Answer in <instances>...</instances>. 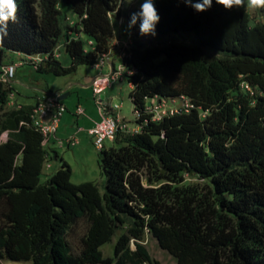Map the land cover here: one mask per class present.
I'll list each match as a JSON object with an SVG mask.
<instances>
[{
    "label": "trees",
    "instance_id": "obj_1",
    "mask_svg": "<svg viewBox=\"0 0 264 264\" xmlns=\"http://www.w3.org/2000/svg\"><path fill=\"white\" fill-rule=\"evenodd\" d=\"M120 2L16 0L0 58L5 50L46 55L35 69L56 75L94 65L110 53ZM154 2L156 31L192 32L197 42L125 48L129 97L142 110L148 97L184 94L194 107L160 120L143 115L139 131H119L99 153L103 192L94 181L72 182L63 159L41 180L57 151L31 123L33 104L8 106L13 86L0 81V135H7L0 141V260L161 264L142 242L149 233L173 264H264V21L252 24L246 9L216 0L202 12L182 0ZM74 33L85 34L89 47ZM60 43L68 66L54 55ZM114 238L112 255H104Z\"/></svg>",
    "mask_w": 264,
    "mask_h": 264
},
{
    "label": "rangeland",
    "instance_id": "obj_2",
    "mask_svg": "<svg viewBox=\"0 0 264 264\" xmlns=\"http://www.w3.org/2000/svg\"><path fill=\"white\" fill-rule=\"evenodd\" d=\"M142 2L143 0H138V2H134L131 5L124 7L121 6V2L119 3V11L115 14H112V23L116 34L118 32L119 25H121V34L126 37V40H130V38L132 37L133 40H130L129 42L142 46L164 44L169 41H182L189 43L197 42V39L192 32L160 33L156 31L155 36H141L139 34V20L129 32V30L127 29V24L130 19V14L132 12L138 11L140 8V3ZM60 7L68 15H72L69 6L63 1H60ZM240 8H244L249 12L250 22L252 24L258 21H264V8H248L246 6V0L245 7ZM122 12L123 16H120ZM70 21H74V18H70ZM81 39L84 46L89 47L87 41L88 37L85 34H81ZM129 42H124L122 38L117 37L116 39V36H113L111 43L118 45L117 48L121 51L126 48L125 46H122V43H126L129 47L131 46L129 45ZM56 50L57 51L55 52L57 53V59L62 63V65L68 66L71 60L69 55L65 52L63 44L60 43V45L57 46ZM115 63L116 68H118L121 65V59L115 58ZM7 64L17 65L15 67V75L11 83L13 86L14 97L13 93L10 94L8 106H15L16 101L17 106H19L18 102L25 104H34L39 97L46 94L58 93L63 91L64 89H67V91L70 92V94L62 100L66 105L67 110L65 112L64 118L59 125V128L57 129L56 140L53 141L56 144L55 150L58 152L59 157H51L50 159H48V161L44 165L41 180L44 181L49 176V174L58 169L63 159L64 161L68 162L71 167L72 182L81 183L84 181H94L99 185L100 190L103 192L105 176L102 173V169L100 166V150L95 147L93 139L90 135L76 131L77 125L75 122V118L77 117V115L74 111L75 108L78 107V103H81L82 106H80L83 109L87 106L89 108L88 110H97V105L94 97L91 94V90L89 88L87 89L81 87L83 84L84 75H91L92 73H95V64H80L75 70H72L68 74L56 75L53 73H44L37 71L35 69L36 67L34 66L33 61H31L27 54L13 50H5L2 58H0V67ZM103 67L105 68V72H103V74H109L111 70L108 63H106ZM123 76L124 77L122 79L117 78L113 80L111 85L101 93L100 98L105 104L112 103L120 105L121 107L117 110V112L119 113L120 117L125 122H127L129 126L132 127L136 124V116L133 112V102L129 97L131 87L128 82V77L125 75V73L123 74ZM69 84L70 86H68ZM180 98L181 97L170 98V101H178ZM11 100H13L14 102H11ZM124 131H126V129ZM126 132L128 133L129 131ZM70 135H75L78 139V142L74 144H67L65 140ZM6 138L7 135L5 132H3L0 135V141H5ZM52 139L53 138H51V140L49 141V144H51ZM120 139L117 141L118 143L120 142ZM58 140H64V144L62 146H59V144L57 143ZM104 143L107 147L116 144L113 140H106ZM200 181V179L194 176L186 175V182ZM83 231V224H79L72 234L71 241L72 245L75 248L78 245L79 236L83 233ZM142 242L147 247L150 255L154 259L158 260L161 264L175 263V257L172 256L168 251L162 249L159 246L157 240L151 234L146 233ZM114 243L115 238L111 243L102 246L104 255H112ZM131 247H134L132 242ZM0 264L33 263L31 261H14L3 259L0 260Z\"/></svg>",
    "mask_w": 264,
    "mask_h": 264
},
{
    "label": "built area",
    "instance_id": "obj_3",
    "mask_svg": "<svg viewBox=\"0 0 264 264\" xmlns=\"http://www.w3.org/2000/svg\"><path fill=\"white\" fill-rule=\"evenodd\" d=\"M91 43V41H89ZM122 46L128 48L126 43H122ZM57 51V50H56ZM57 56V53H54ZM125 55V51H120V56ZM46 58L45 56H33V62L38 64ZM110 62V56L108 54H103L99 56V64L94 65L96 68H102L106 63ZM16 64H7L0 67V75L7 77L11 82L15 75ZM130 74L127 67L121 61V65L118 68L111 70L109 74L100 73L91 78L90 86L92 89V94L97 105V112L99 114V120H97L91 128L88 129V134L92 137L95 147L101 150V144L106 139H116L115 136V126L119 123H126V131L134 132L139 131L148 118L151 120H160L166 115L177 113L180 111H188L194 107L191 100L184 94H181V98L178 101H170L168 97L152 96L146 98V103L144 108L134 109V114L136 120L141 119V122H136L132 127L127 124L124 120H118L117 110L121 107L120 105L114 104V114H106L104 111L103 104L101 103L100 95L101 93L109 87V84L113 80L123 78V74ZM61 92L46 94L49 96L48 105H41L35 103V110H30L31 119H39L42 124L43 134H46V144L51 140V138L56 137L59 122L64 112L66 111V105L60 99L59 95ZM14 97V94H13ZM13 99V98H12ZM11 102H14L11 100ZM17 107V101L15 102ZM84 113V109L81 106L76 108V114L80 115ZM144 116H148L144 117ZM65 142L67 144H74L78 142L75 135H70L66 138ZM59 146L64 144V140H58Z\"/></svg>",
    "mask_w": 264,
    "mask_h": 264
},
{
    "label": "clouds",
    "instance_id": "obj_4",
    "mask_svg": "<svg viewBox=\"0 0 264 264\" xmlns=\"http://www.w3.org/2000/svg\"><path fill=\"white\" fill-rule=\"evenodd\" d=\"M138 0H121V6H129ZM183 3L190 5L197 12L206 11L212 6L213 0H182ZM216 3L222 5L225 9L234 7H245V0H216ZM246 6L252 9L264 8V0H246ZM18 5L16 0H0V42L7 34L6 28L9 21H17ZM139 23V34L141 36L156 35V25L160 21V16L155 7L154 0H143L140 3L138 11L130 14V19L127 24V29L130 30ZM123 22V21H121ZM57 57V56H56Z\"/></svg>",
    "mask_w": 264,
    "mask_h": 264
},
{
    "label": "crops",
    "instance_id": "obj_5",
    "mask_svg": "<svg viewBox=\"0 0 264 264\" xmlns=\"http://www.w3.org/2000/svg\"><path fill=\"white\" fill-rule=\"evenodd\" d=\"M124 7V6H123ZM120 16H123V12L121 13V15ZM69 17L70 18H74V20L76 19L75 18V16L72 14V15H69ZM126 24V23H125ZM122 25H124V24H122ZM121 29H122V26L121 25H119V29H118V32H117V34H116V32H115V30H114V36H116V39H117V37L118 38H122V40L124 41V42H129L130 40H133L132 39V37L130 38V40L128 39V40H126V37H124L122 34H121ZM78 35H81V34H73L72 35V37H76V36H78ZM134 37V36H133ZM133 44H135V43H131V42H129V45H133ZM115 46V47H114ZM118 47V45H115L114 43H112V46H111V50H110V53H109V56H110V62H108V65H109V67H110V70H112V69H114V68H116V63H115V58H119V59H121V56H120V50L117 48ZM95 67V66H94ZM96 68V67H95ZM98 69V70H97ZM104 67H102V68H96V71H95V73H92L91 75H84V78H83V84H82V88H89L90 90H91V94H92V89H91V86H90V82H91V78L92 77H94L95 75H98V74H100V73H103V72H105L104 71ZM111 72V71H110ZM122 79V78H121ZM129 85H130V87H132V84L131 83H129ZM68 86H70V84L68 85ZM67 91V89H64L63 91ZM69 94H70V92H69ZM68 94V95H69ZM92 96H93V94H92ZM18 104H22V103H20V102H18ZM81 105V103H78V106H80ZM82 106V105H81ZM67 108V107H66ZM89 108L86 106V107H84V113L83 114H80V115H77V117L75 118V122H76V125H77V130L76 131H78V132H83V133H85V134H87V135H89L88 134V129L89 128H91L92 126H94V124H95V122L97 121V120H99V114H98V112H97V110L95 111V110H88ZM67 110V109H66ZM75 112H76V108H75V110H74ZM66 112V111H65ZM65 112H64V114H63V116L61 117V120H60V122H59V125H60V123H61V121H62V119L64 118V116H65ZM80 119H81V121H80ZM58 128H59V126H58ZM57 134V133H56ZM56 140V137L55 138H53L52 139V142L53 141H55ZM51 142V144H49V142L47 143V144H45V145H47L48 146V144H49V146H48V148L50 149V150H52V149H55V146H56V144L53 142L52 143ZM57 154H58V152H57ZM58 157H59V155H58ZM58 157H56V158H58Z\"/></svg>",
    "mask_w": 264,
    "mask_h": 264
},
{
    "label": "bare ground",
    "instance_id": "obj_6",
    "mask_svg": "<svg viewBox=\"0 0 264 264\" xmlns=\"http://www.w3.org/2000/svg\"><path fill=\"white\" fill-rule=\"evenodd\" d=\"M28 56L31 59V61H33V56H43V55L42 54H35V55H28ZM94 64L95 65L99 64V58L96 60V62ZM34 66L37 67V63H34ZM0 81L4 82V83H12L7 77H5L3 75H0ZM110 85H111V83L109 84V86ZM37 103H39L41 105H48L49 96L43 95V96L39 97L37 100ZM101 103L103 104L104 111L106 114H114V104H112V103L105 104V103H103L102 100H101ZM31 110H35V103L32 105ZM118 120H123L120 117L119 113H118ZM31 121H32L31 123L34 125V127H36L42 133L43 138H44V144H46V134H43L41 121L39 119H31ZM125 129H126V123H119L118 125H116L115 126V136H117L119 131H124ZM106 140H114V139H106ZM106 140H104L103 143L101 144V149L106 147V145L104 143Z\"/></svg>",
    "mask_w": 264,
    "mask_h": 264
},
{
    "label": "water",
    "instance_id": "obj_7",
    "mask_svg": "<svg viewBox=\"0 0 264 264\" xmlns=\"http://www.w3.org/2000/svg\"><path fill=\"white\" fill-rule=\"evenodd\" d=\"M68 94H69V92L68 91H65V92H61L60 93V95H59V97H60V99H64V98H66L67 96H68Z\"/></svg>",
    "mask_w": 264,
    "mask_h": 264
}]
</instances>
